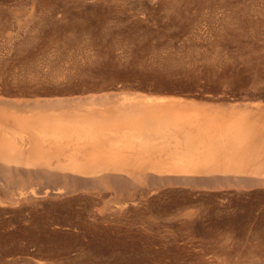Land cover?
Returning a JSON list of instances; mask_svg holds the SVG:
<instances>
[{
    "label": "rangeland",
    "instance_id": "rangeland-1",
    "mask_svg": "<svg viewBox=\"0 0 264 264\" xmlns=\"http://www.w3.org/2000/svg\"><path fill=\"white\" fill-rule=\"evenodd\" d=\"M37 2L0 0L1 78L36 88L59 68L72 75L13 98L149 96L225 120L264 110V0ZM258 120L263 127L264 113ZM20 173L0 177V264H264V183L165 186L114 215L111 190L12 204L11 178L34 189L47 182Z\"/></svg>",
    "mask_w": 264,
    "mask_h": 264
},
{
    "label": "bare ground",
    "instance_id": "bare-ground-1",
    "mask_svg": "<svg viewBox=\"0 0 264 264\" xmlns=\"http://www.w3.org/2000/svg\"><path fill=\"white\" fill-rule=\"evenodd\" d=\"M47 1L37 3L45 6ZM62 69L53 74L52 85L43 81L34 88L30 87L32 82L1 78L0 68V159L11 163L0 164L1 180L24 171L35 180L41 175L47 180L34 189L11 178L12 204H38L41 199L75 191L86 193L92 200V196L103 197L104 190H111L118 194L111 207L112 214L118 215L130 207H139L141 196L147 192L152 195L165 186L182 189L205 182L212 189L214 183H224L226 187H260L264 183L254 174L256 168L264 167V126L258 122L264 110L259 105L253 113L245 112L252 119L233 116L225 120L205 117L203 112L191 113L182 100H173L174 103L149 96L125 100L95 93L75 99L13 98L58 89L55 85L66 79L68 71ZM117 119L124 124L109 128ZM221 173L227 176H215ZM233 174L241 176L235 178Z\"/></svg>",
    "mask_w": 264,
    "mask_h": 264
}]
</instances>
